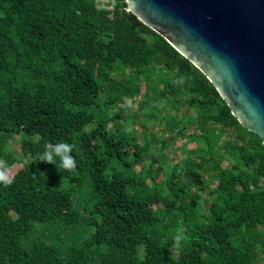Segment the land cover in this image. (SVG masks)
I'll use <instances>...</instances> for the list:
<instances>
[{"label": "trees", "instance_id": "16d2710c", "mask_svg": "<svg viewBox=\"0 0 264 264\" xmlns=\"http://www.w3.org/2000/svg\"><path fill=\"white\" fill-rule=\"evenodd\" d=\"M126 9L0 0V157L31 126L0 183V264H261L262 140ZM162 110L161 133L139 127ZM179 138L195 147L169 158ZM57 142L74 171L41 161Z\"/></svg>", "mask_w": 264, "mask_h": 264}, {"label": "water", "instance_id": "95a60500", "mask_svg": "<svg viewBox=\"0 0 264 264\" xmlns=\"http://www.w3.org/2000/svg\"><path fill=\"white\" fill-rule=\"evenodd\" d=\"M213 85L264 146V0H125Z\"/></svg>", "mask_w": 264, "mask_h": 264}, {"label": "rangeland", "instance_id": "374dc122", "mask_svg": "<svg viewBox=\"0 0 264 264\" xmlns=\"http://www.w3.org/2000/svg\"><path fill=\"white\" fill-rule=\"evenodd\" d=\"M151 95V94H150ZM127 105H129V103L126 102ZM136 108L133 109V113H136ZM131 112V113H132ZM167 111L166 110H162L159 114L152 116V118H150L147 123L145 122V118L147 116L142 117L141 114H138V121L137 123H139V127L141 126L142 123L146 124V129L148 133L151 134H155L157 132L161 133L165 127V123L166 121L163 119V116L165 115ZM183 113V112H182ZM194 118V117H193ZM191 118L192 123H194V119ZM137 127V126H136ZM137 127V128H139ZM31 128V126L29 125L28 127L24 128V134L11 139L9 141V145L6 149V151H8L12 158L14 159L13 163L8 162L7 160H5L4 158L0 157V160H3L6 162L7 166H8V175L11 178L19 169H21L25 163L28 161V159L26 158L25 155H23V152L21 150V142L22 139H26L28 137V131ZM194 132L196 133L197 130H195L192 127H189L186 130V136L194 134ZM159 136L161 134H158ZM139 136V135H138ZM168 134L165 135V138H168ZM142 140V139H140ZM195 147L194 143H187V139L184 138H179L176 139L175 142L173 143V145L167 150L169 151V158H175L177 159L178 157H181V153L184 151V149H192ZM185 229V228H184ZM261 264H264V262H261Z\"/></svg>", "mask_w": 264, "mask_h": 264}, {"label": "clouds", "instance_id": "9594fccd", "mask_svg": "<svg viewBox=\"0 0 264 264\" xmlns=\"http://www.w3.org/2000/svg\"><path fill=\"white\" fill-rule=\"evenodd\" d=\"M184 82L183 77L175 81L178 85H182ZM128 131L130 132L131 128H129ZM44 149L45 150L41 155L42 162L57 165L58 168H62L66 171H74L77 168L76 160L72 156L73 146L70 143H48L44 146ZM57 158L59 159V163L56 162ZM0 183L4 185L11 183V179L8 175V166L3 160H0ZM184 239L185 236L181 231L173 238V245L177 248L180 247Z\"/></svg>", "mask_w": 264, "mask_h": 264}, {"label": "built area", "instance_id": "2783aa9c", "mask_svg": "<svg viewBox=\"0 0 264 264\" xmlns=\"http://www.w3.org/2000/svg\"><path fill=\"white\" fill-rule=\"evenodd\" d=\"M116 0H97V7L109 12H113L115 9Z\"/></svg>", "mask_w": 264, "mask_h": 264}]
</instances>
